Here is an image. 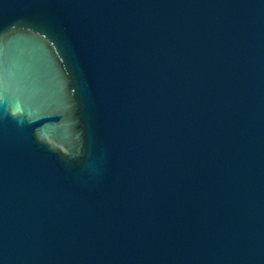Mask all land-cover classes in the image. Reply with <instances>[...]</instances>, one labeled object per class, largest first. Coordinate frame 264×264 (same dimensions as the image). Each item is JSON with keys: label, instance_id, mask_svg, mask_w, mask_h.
<instances>
[{"label": "water", "instance_id": "95a60500", "mask_svg": "<svg viewBox=\"0 0 264 264\" xmlns=\"http://www.w3.org/2000/svg\"><path fill=\"white\" fill-rule=\"evenodd\" d=\"M0 264H94L57 157L1 39Z\"/></svg>", "mask_w": 264, "mask_h": 264}]
</instances>
